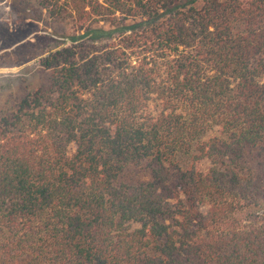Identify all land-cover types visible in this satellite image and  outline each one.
<instances>
[{
    "label": "trees",
    "instance_id": "obj_1",
    "mask_svg": "<svg viewBox=\"0 0 264 264\" xmlns=\"http://www.w3.org/2000/svg\"><path fill=\"white\" fill-rule=\"evenodd\" d=\"M22 2L75 29L0 110V264H264V0Z\"/></svg>",
    "mask_w": 264,
    "mask_h": 264
},
{
    "label": "rangeland",
    "instance_id": "obj_2",
    "mask_svg": "<svg viewBox=\"0 0 264 264\" xmlns=\"http://www.w3.org/2000/svg\"><path fill=\"white\" fill-rule=\"evenodd\" d=\"M74 29L69 18L38 21L24 9L22 0H0V110L23 88L44 83L45 72L37 59L47 50L68 44L65 36ZM72 149L68 145L67 151ZM197 166L205 171L208 162L200 159Z\"/></svg>",
    "mask_w": 264,
    "mask_h": 264
}]
</instances>
